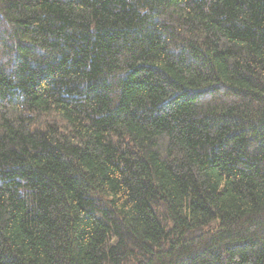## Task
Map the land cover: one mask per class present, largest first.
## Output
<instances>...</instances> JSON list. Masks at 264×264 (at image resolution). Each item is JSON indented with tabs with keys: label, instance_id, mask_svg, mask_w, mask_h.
I'll return each instance as SVG.
<instances>
[{
	"label": "trees",
	"instance_id": "obj_1",
	"mask_svg": "<svg viewBox=\"0 0 264 264\" xmlns=\"http://www.w3.org/2000/svg\"><path fill=\"white\" fill-rule=\"evenodd\" d=\"M0 264H264V0H0Z\"/></svg>",
	"mask_w": 264,
	"mask_h": 264
}]
</instances>
